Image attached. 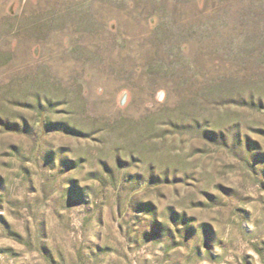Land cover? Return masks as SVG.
I'll return each mask as SVG.
<instances>
[{
	"label": "rangeland",
	"instance_id": "obj_1",
	"mask_svg": "<svg viewBox=\"0 0 264 264\" xmlns=\"http://www.w3.org/2000/svg\"><path fill=\"white\" fill-rule=\"evenodd\" d=\"M0 264H264V0H0Z\"/></svg>",
	"mask_w": 264,
	"mask_h": 264
}]
</instances>
